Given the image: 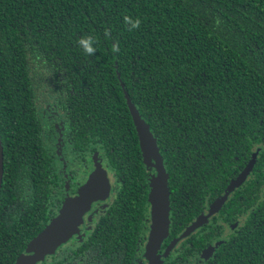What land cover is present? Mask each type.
<instances>
[{"label":"trees","instance_id":"16d2710c","mask_svg":"<svg viewBox=\"0 0 264 264\" xmlns=\"http://www.w3.org/2000/svg\"><path fill=\"white\" fill-rule=\"evenodd\" d=\"M88 35L94 56L77 44ZM128 100L168 177L167 248L257 153L212 221L161 264H264V0H0V264L84 187L71 194L68 159L93 154L116 195L83 244L44 264H134L152 185ZM46 110L67 128L64 150L51 148Z\"/></svg>","mask_w":264,"mask_h":264},{"label":"water","instance_id":"95a60500","mask_svg":"<svg viewBox=\"0 0 264 264\" xmlns=\"http://www.w3.org/2000/svg\"><path fill=\"white\" fill-rule=\"evenodd\" d=\"M129 101V100H128ZM129 107L137 128L140 145L143 152L144 161L149 166L152 161L158 170L159 177H155L152 184L151 203L152 219H154V229L152 228V239L149 244V255L147 264H161V256L157 254L158 249L168 234L170 225V193L168 189V177L166 170L160 161V156L153 134L147 124L141 119L137 107L129 101ZM154 141V143H153ZM257 153L253 154L249 164L240 175L231 182L225 193L219 197L209 209V215L201 214L195 222L183 233V235L172 244L169 250L180 240L191 235L213 217L218 210L229 199L230 195L240 187L251 173L256 163ZM4 175V154L0 140V194ZM110 179L101 163H98L95 170L90 174L84 187L76 196L67 200L59 215L49 224V226L29 245L26 252L15 264H36L40 258L52 252L62 242H64L82 223L85 215L91 210L93 204L97 202L109 187ZM155 215V216H154ZM210 217V218H209ZM153 227V225H152Z\"/></svg>","mask_w":264,"mask_h":264},{"label":"rangeland","instance_id":"374dc122","mask_svg":"<svg viewBox=\"0 0 264 264\" xmlns=\"http://www.w3.org/2000/svg\"><path fill=\"white\" fill-rule=\"evenodd\" d=\"M44 114L46 115L45 117V123L48 125V134L50 135L52 130L55 131L57 130V127L55 128L56 124H57V120L58 118L56 116H54V112L53 111H43ZM58 139L55 137V135L53 134V136L50 137V145L51 148L53 149H57L59 151L58 148H61L62 150H64L63 148L65 147L62 140L60 139L59 143ZM154 143V141H153ZM60 144V146H59ZM155 144V143H154ZM97 155V154H96ZM95 154L91 155L90 157L87 156V161L85 162V164L80 163L77 160H74L73 158H69L68 159V163H67V167H66V171L68 172H75L77 175V181L82 183L84 182L89 173L91 172V170L97 165V163L99 161H101L98 156H96ZM62 162L63 158L61 157ZM103 163V162H102ZM151 165H153L152 163L148 166L151 167ZM154 167V165H153ZM65 171V169L62 170V172ZM154 177H153V181L152 184H154V179L155 177H159V173L158 170L154 167ZM112 182L109 183V187L106 190V192L104 193V195L98 200V202L91 208V210L88 212V214L85 216V218L83 219L82 223L75 229V231L64 241L62 242L56 249H54L52 252H50L49 254L45 255L44 257L40 258V260L37 262L39 263L41 260H43L46 257H52L53 255H55L60 248L62 249H69L72 248L74 246H78L80 244H82V242L88 237V233L92 230L93 226H94V222L96 221L97 217H99L101 214H103L105 212V210L107 209V207L109 206V204L111 203L112 199L115 197L116 194V189L114 187L113 192L110 194L111 189L112 188ZM103 201V202H101ZM153 209V206H152ZM209 211V210H208ZM209 212H207L205 215H209ZM155 216V215H154ZM94 218H96L94 220ZM210 218V217H209ZM212 217L210 218L211 221ZM151 226L149 227V232H147V239H148V244H145L142 252L140 254V258H142V260H145L148 262V251L150 249L149 244H151V239H152V228L154 229V219H152L151 221ZM153 225V227H152ZM226 231H228V229H226ZM161 258V257H160ZM36 263V264H37ZM143 264V263H140ZM145 264V263H144Z\"/></svg>","mask_w":264,"mask_h":264},{"label":"flooded vegetation","instance_id":"af4514ba","mask_svg":"<svg viewBox=\"0 0 264 264\" xmlns=\"http://www.w3.org/2000/svg\"><path fill=\"white\" fill-rule=\"evenodd\" d=\"M58 118V117H57ZM58 122H57V124H56V126H55V128L57 127V130H55V131H53L52 130V132H51V136H53V134L55 135V137L58 139V143H59V141H60V139L62 140V142H63V144L67 147L68 146V144L70 143V139H68L67 137H66V135H67V133H68V131H67V128L65 129V126H64V123L62 124V123H60L61 122V119L60 118H58V120H57ZM60 132H63V133H61L60 134ZM59 135V136H58ZM61 135H65V138H61ZM62 136V137H63ZM65 141L67 142L66 144H65ZM60 145V144H59ZM87 160H83L82 161V164H85V162H86ZM79 162H81V160H79ZM98 163H101L102 164V166H103V169L107 172V174H108V176H109V179H110V183H111V176H110V174H109V171H108V169L106 168V167H104V165H103V163L102 162H98ZM97 163V164H98ZM97 166V165H96ZM96 166L91 170V172L89 173V175H88V177H87V179L84 181V182H82V183H80V182H78L77 181V175H76V173L75 172H73V173H66L65 175H67V174H69V176H68V178L70 179V178H73L72 180H71V182L73 183L71 186H70V192H71V194L73 195L75 192H77V191H79V188L82 186V185H85V183L87 182V180L89 179V176H90V174L95 170V168H96ZM148 169H149V171H150V174H151V181H150V184L152 185V181H153V177L155 176L154 174V167H153V165H151V167H148ZM63 173H65V171H63ZM113 188V187H112ZM152 191H153V188H152ZM113 192V190L111 189V192H110V194ZM116 195V194H115ZM98 202V201H97ZM97 202H95L94 204H93V206L97 203ZM101 202H103V201H101ZM149 210H148V221H147V224H146V231L147 232H149V227L151 226V221H152V203H151V200H150V205H149V208H148ZM106 211V210H105ZM208 211H205V212H203V213H207ZM105 213V212H104ZM103 213V214H104ZM88 214V213H87ZM86 214V215H87ZM85 215V216H86ZM102 215V214H101ZM100 215V216H101ZM99 216V217H100ZM99 217H97V219L96 218H94V220L96 219V220H98L99 219ZM212 221V220H211ZM210 221V222H211ZM209 222V223H210ZM208 223V224H209ZM94 225H95V222H94ZM229 227H230V229L232 228V229H234V226L232 227V225H229ZM93 228H94V226H93ZM93 228H92V230H93ZM187 229V228H186ZM185 229V230H186ZM201 229L202 228H198V229H196L192 234H197L199 231H201ZM91 230V231H92ZM184 230V231H185ZM90 231V232H91ZM183 231V232H184ZM88 233V236L91 234V233ZM147 232H145V234H144V236H143V238H142V241H141V246H140V250H139V254H138V257H137V259H136V261L134 262V264H140V263H145V264H147L148 262L147 261H145V260H142V258H140V254H141V252H142V249H143V247H144V245L145 244H148V239H147ZM227 231H226V233L224 234V235H227ZM199 237V236H198ZM87 239V238H86ZM85 239V240H86ZM188 239V238H187ZM187 239H185V240H180L179 242H177L175 245H174V248L176 247V249L177 248H179L180 247V245H182V242L183 241H186ZM84 240V241H85ZM168 240V239H167ZM166 240V241H167ZM83 241V242H84ZM83 242H82V244H83ZM171 242L172 241H170L169 243H165V245H163L164 243H162L161 244V246L163 245V248L159 251L160 252V256H161V258H163V256H165V254H166V252H167V250H168V248L166 247L167 245H169V244H171ZM167 244V245H166ZM81 245V244H80ZM80 245H78V246H80ZM78 246H74V247H72V248H69V249H62V248H60L59 249V251L55 254V255H53L52 257H46L45 259H44V261H41V262H39L38 264H44V263H47V262H49V261H51L52 259L54 260H59V259H62L63 258V255L65 254V253H68L70 250H73V249H76ZM188 246H190V245H188ZM173 248V249H174ZM175 249V250H176ZM193 260H198V259H196V258H192Z\"/></svg>","mask_w":264,"mask_h":264},{"label":"clouds","instance_id":"9594fccd","mask_svg":"<svg viewBox=\"0 0 264 264\" xmlns=\"http://www.w3.org/2000/svg\"><path fill=\"white\" fill-rule=\"evenodd\" d=\"M124 22L126 25H129V31L134 30V29H138L140 27V19L137 18L134 21L131 19V17L129 16H124ZM105 35L108 36L109 32L106 29L105 30ZM77 44L79 47H81L84 51V53L88 56H94L96 54V48L94 47V45L96 44V40L94 39L93 36L88 35V36H82L79 38V40L77 41ZM112 52L116 53L119 52V43H115L112 46Z\"/></svg>","mask_w":264,"mask_h":264}]
</instances>
